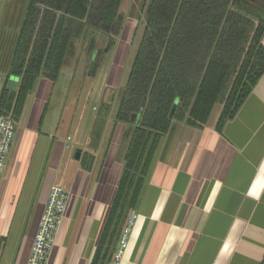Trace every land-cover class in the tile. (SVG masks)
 <instances>
[{
	"label": "crops",
	"instance_id": "obj_1",
	"mask_svg": "<svg viewBox=\"0 0 264 264\" xmlns=\"http://www.w3.org/2000/svg\"><path fill=\"white\" fill-rule=\"evenodd\" d=\"M7 1L0 14L1 83L29 0ZM19 7L20 18H14ZM125 21L112 59L108 53L99 63L110 60L102 92L108 104L115 103L111 90L120 87L131 52L134 36L125 40ZM78 53L76 46L64 63L70 83L79 70ZM55 85L56 81L38 78L16 119L19 138L10 177L17 176L19 158L29 161L36 150L46 168L35 197L36 221L23 245L21 264L29 254L49 188L55 184L64 187L69 200L49 263L91 264L122 173V123H115V113L107 110L96 116L103 119L99 130L94 127L95 117L83 124L61 114L48 116ZM219 114L211 115L201 129L174 123L160 139L137 205L129 214L128 222L132 213L133 221L123 229L116 228L115 235L121 232L122 237L128 227L127 246L119 264H264V74L235 117L217 132ZM77 151L79 159L75 160ZM11 192L7 180L0 223L9 213ZM4 227L2 223L0 237L5 236ZM115 238L99 252L102 264H108L118 249L120 239L117 242Z\"/></svg>",
	"mask_w": 264,
	"mask_h": 264
},
{
	"label": "trees",
	"instance_id": "obj_2",
	"mask_svg": "<svg viewBox=\"0 0 264 264\" xmlns=\"http://www.w3.org/2000/svg\"><path fill=\"white\" fill-rule=\"evenodd\" d=\"M121 3L29 0L0 87V114L16 120L36 80L55 82L76 46L90 58L87 75L93 77L122 31ZM142 12L114 117L127 126L122 173L91 264H102V247L120 239L116 228L123 229L134 211L171 126L204 128L220 107V132L264 74V0H146ZM9 78L18 79L16 89H8Z\"/></svg>",
	"mask_w": 264,
	"mask_h": 264
},
{
	"label": "rangeland",
	"instance_id": "obj_3",
	"mask_svg": "<svg viewBox=\"0 0 264 264\" xmlns=\"http://www.w3.org/2000/svg\"><path fill=\"white\" fill-rule=\"evenodd\" d=\"M11 1L12 0H10V2ZM145 1L146 0H123V2L121 3L120 13L124 16V20L127 21V22L125 21V25L128 24L127 27H125L126 36H127V39L125 40H127V42H129V38L131 36L134 37L137 36L140 27V22L144 21V18H142L143 16L141 14L143 13L142 11ZM8 2L9 1L7 2H5V0L3 1L0 8V14L4 10L3 9V7H5L4 3H8ZM18 9L19 11H21L22 8L19 7ZM18 9L15 12L14 18H20L19 15L20 13H22V11L19 12ZM134 37H133V41L137 39ZM77 48L79 49V53L77 56L80 57L78 62L79 70H76V72L73 74L74 82L70 83L71 79L68 78L67 73L65 74V70H64L67 66H63L61 71L62 75L56 80V85L53 90V98L51 100L50 109H48L46 113H48V116L52 115L53 117L55 116L56 118L59 117V114H61L64 119L69 118L70 121L73 120L75 122L76 120H79L80 123L83 124H85L90 119H94L93 117H95L96 119H95L94 127L96 130H99L101 128V122L103 121V119L101 118L97 119L96 116L99 117L100 115L104 114L106 110L110 114L116 113L117 107L119 105L120 95L124 87L122 85L126 79L123 77V75L126 74L125 67L127 66L128 62H126L122 70L120 87L118 89L111 90V94H112L111 97L115 98V100H113L115 101V103L108 104L105 101L106 97H103L102 92L104 91L103 86L107 71L106 65H108V62L110 60H108L107 58L101 64V66L99 65V67L92 74L93 77L90 76L88 77L86 75L84 76V71H86V73L88 72L87 66L89 62L84 49L82 50V48L80 47ZM114 48L109 54L110 58L112 52L114 51ZM17 83H18L17 78H9L7 81L8 89L11 90L16 89ZM61 96H62L61 105L59 106L58 109L57 103ZM112 105L113 107L110 109V106ZM220 110H221L220 107H218V110L217 107H215L214 111L212 112V116L215 117L216 113L217 112L219 113ZM98 121L100 123H98ZM60 127L63 129V127H65V124L61 125ZM126 130H127V126L122 124V143H121L122 153L125 150L126 141L123 136ZM18 133L19 131L15 129L11 142V147L7 155L5 168L3 170V174L0 179V210L5 199L2 194L3 185L4 182H6L7 180H8V185H10V191L12 189L11 194L13 197L10 200L11 205L10 208H8L9 213L6 216H4L3 218L4 221H2V223L5 224V227L3 228V232L5 236L0 237V264L23 263L22 262L23 251H24L23 245L27 243L30 237V233L36 221L35 212L37 208L35 205V197L37 191L39 190L42 176L45 174L44 172L46 170L45 166H42L43 164L39 158V151L37 152L36 150V153H34V156L29 161L26 158H19V163L21 165L19 171L18 172L16 171L17 176L15 179L10 177L12 172V168H11L12 159H14L12 157V155L14 154L13 149L18 144V138H19ZM58 178H60V175L58 176ZM129 222H126V225L129 224ZM2 223H0V227L2 226Z\"/></svg>",
	"mask_w": 264,
	"mask_h": 264
},
{
	"label": "built area",
	"instance_id": "obj_4",
	"mask_svg": "<svg viewBox=\"0 0 264 264\" xmlns=\"http://www.w3.org/2000/svg\"><path fill=\"white\" fill-rule=\"evenodd\" d=\"M15 129L16 120L12 115L0 114V179L5 168ZM68 200V193L62 185H52L49 188L47 200L37 222L29 254L24 264H50V255L59 229L65 219ZM131 216L130 223L133 221L134 213ZM127 232L128 227L119 241L118 249L111 264H119L127 246Z\"/></svg>",
	"mask_w": 264,
	"mask_h": 264
},
{
	"label": "water",
	"instance_id": "obj_5",
	"mask_svg": "<svg viewBox=\"0 0 264 264\" xmlns=\"http://www.w3.org/2000/svg\"><path fill=\"white\" fill-rule=\"evenodd\" d=\"M23 18V17H22ZM1 77H0V87H1ZM175 107H176V105H174L173 107H172V110H171V112H170V115H169V118L170 119H172V117H173V114H174V111H175ZM74 158H75V160H77V159H79V151H77L76 153H75V155H74Z\"/></svg>",
	"mask_w": 264,
	"mask_h": 264
}]
</instances>
